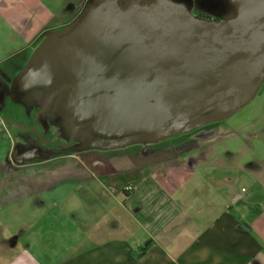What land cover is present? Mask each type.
I'll list each match as a JSON object with an SVG mask.
<instances>
[{"label": "water", "instance_id": "95a60500", "mask_svg": "<svg viewBox=\"0 0 264 264\" xmlns=\"http://www.w3.org/2000/svg\"><path fill=\"white\" fill-rule=\"evenodd\" d=\"M207 3L221 20L194 17L190 1H88L40 40L10 88L51 90V123L82 128L70 150L156 144L225 120L264 78V0Z\"/></svg>", "mask_w": 264, "mask_h": 264}, {"label": "crops", "instance_id": "0c3cea01", "mask_svg": "<svg viewBox=\"0 0 264 264\" xmlns=\"http://www.w3.org/2000/svg\"><path fill=\"white\" fill-rule=\"evenodd\" d=\"M59 15L42 0H0V42L18 43L22 54L32 52L48 32L65 26ZM30 53L23 55L24 63ZM9 59H0V73L11 74ZM126 160L116 173L104 174L115 188L103 186L99 202L91 201L88 228L84 234L74 231L70 246L58 251L53 235L29 236L31 225L20 220L9 225V236L0 235V264H264V176L252 180L251 186L257 185L252 192L233 191L229 182L246 174L223 159L142 155ZM122 176L123 184L112 181ZM44 178L39 186L10 195L0 214L32 191L50 189ZM36 241L39 252L32 250Z\"/></svg>", "mask_w": 264, "mask_h": 264}, {"label": "rangeland", "instance_id": "374dc122", "mask_svg": "<svg viewBox=\"0 0 264 264\" xmlns=\"http://www.w3.org/2000/svg\"><path fill=\"white\" fill-rule=\"evenodd\" d=\"M78 1L42 0L54 13L61 14V20L64 21L65 25L77 16L78 8L76 5ZM180 1H190L192 3L191 14L194 17L221 20L218 17L219 15L214 14L215 12L212 13V10L210 12L206 11L208 7L207 0ZM204 14L205 17H203ZM0 38L2 39L1 36ZM11 47H7L2 41L0 42V59L10 57L9 63L12 65V71L14 72L23 67L25 63L21 59L23 55H28L31 50L22 54L18 52L20 50L18 43ZM17 116L19 117V115ZM212 128L214 131L212 136H197L195 139L200 142L199 140L208 138L205 143L197 142V150L185 152L182 155L187 159L189 156H197L200 153L203 154V157L228 161L225 165L234 166L235 168L239 166L250 177L241 176L238 182H229L228 187L233 191L241 188L248 189L250 192L254 191L257 185L251 186L252 180L259 179V182H261L264 176V78L248 104L238 109L227 119L216 122ZM52 130L54 131L52 135L51 130L48 134H42L43 139L60 142L61 140L55 139L56 130ZM188 136L187 134H181L165 141L168 144L180 143L186 141ZM16 142V131L14 129L0 132V164L6 159ZM166 142L158 144L160 154H162L159 157L160 159L188 150V147L175 146L171 147L172 151H169L170 149L165 145ZM133 148L106 151L68 149L54 151L49 156L20 169H6L0 166V205L11 199L10 195L12 194L18 195L31 188V186H39L42 177H45L42 179L43 185L48 184L50 188L41 192L40 189L34 190L31 197L19 201V206L3 209L0 214V235L9 236L11 231L8 228L9 225L20 222V220H26L31 225V229L28 231L29 236L39 237L41 234H51L57 242L55 249L57 247L56 250L58 251L65 250L71 244L74 231L80 229L79 234L86 232L88 228V210L91 201L95 197L96 202H99L97 200L98 192L100 193V190L104 187L107 189L115 188L113 184H110L111 180L105 177L104 174L108 172L116 173V171L126 166V163H128L126 157L133 153ZM121 160H125V162ZM132 162L134 164L135 159ZM89 172L96 173L95 179L88 178L87 173ZM234 173H236L235 169ZM124 178V176L114 177L112 181H116L121 185L125 182ZM39 202L43 203L42 207L39 206ZM36 242L32 243V250L39 252L41 243Z\"/></svg>", "mask_w": 264, "mask_h": 264}, {"label": "flooded vegetation", "instance_id": "af4514ba", "mask_svg": "<svg viewBox=\"0 0 264 264\" xmlns=\"http://www.w3.org/2000/svg\"><path fill=\"white\" fill-rule=\"evenodd\" d=\"M91 0H79L76 7L77 15L82 10L83 6L86 2ZM206 15L204 14L203 17ZM76 17V16H75ZM22 67L11 71L10 75H5L0 73V132L1 130L7 131L10 129H14L16 131V143L13 148L9 151L6 159L0 164V166L5 167L6 169L14 168L20 169L26 167L28 165L33 164L37 160H33L31 162L23 161L22 165H16L13 162V154L15 160L20 161L21 156L25 154L27 151L37 150L38 152L35 154L40 158H44L54 153V151H62L68 150L71 148H75L77 145V136L82 131L80 127H72L65 126L60 127L51 123V114L53 108V100L44 107V104L51 94V90H37L30 92H16L14 93L11 90V83L13 78L17 75ZM19 115V117L17 116ZM13 119L15 122L22 124L25 127L34 126L37 130L38 135L31 131L21 130L15 126H12L13 123L10 121ZM215 123L206 124L204 126L199 127L198 129H194L191 132L187 133L189 135L186 138V141H182L180 143H167L165 140L158 142L156 144L150 145H133L129 147H134L133 153L127 157L136 158L139 156H149L151 158H159L161 157L160 148L158 146L159 143L166 142V147L171 150V147H188L187 151L180 152L179 154L172 155L173 157H177L182 155L185 152H190L197 150V142L195 139L197 136H212L214 131L212 126ZM52 129L56 130L55 139L61 140L60 142H56L53 140H44L42 134H48L51 130V135L54 133ZM53 131V132H52ZM42 136V137H41ZM192 137V138H191ZM191 139V140H189ZM208 139V138H206ZM206 139L199 140L201 143H205ZM63 140V141H62ZM198 142V143H200ZM179 144V145H178ZM204 145V144H203ZM203 147V146H202ZM128 148V147H126ZM195 148V149H193ZM163 151V150H161ZM168 151V150H167ZM164 155V154H163ZM203 157V154L197 155ZM15 172V171H14Z\"/></svg>", "mask_w": 264, "mask_h": 264}, {"label": "built area", "instance_id": "2783aa9c", "mask_svg": "<svg viewBox=\"0 0 264 264\" xmlns=\"http://www.w3.org/2000/svg\"><path fill=\"white\" fill-rule=\"evenodd\" d=\"M131 189H132V188H131L130 186H127V187L125 188L126 191H131Z\"/></svg>", "mask_w": 264, "mask_h": 264}, {"label": "trees", "instance_id": "16d2710c", "mask_svg": "<svg viewBox=\"0 0 264 264\" xmlns=\"http://www.w3.org/2000/svg\"><path fill=\"white\" fill-rule=\"evenodd\" d=\"M45 34H43L42 36H41V38L44 36Z\"/></svg>", "mask_w": 264, "mask_h": 264}]
</instances>
